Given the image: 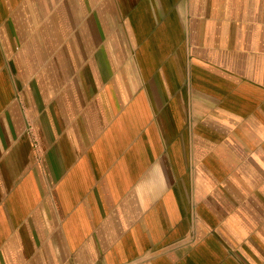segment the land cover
<instances>
[{
  "label": "crops",
  "instance_id": "obj_1",
  "mask_svg": "<svg viewBox=\"0 0 264 264\" xmlns=\"http://www.w3.org/2000/svg\"><path fill=\"white\" fill-rule=\"evenodd\" d=\"M0 264H264V0H0Z\"/></svg>",
  "mask_w": 264,
  "mask_h": 264
},
{
  "label": "clouds",
  "instance_id": "obj_2",
  "mask_svg": "<svg viewBox=\"0 0 264 264\" xmlns=\"http://www.w3.org/2000/svg\"><path fill=\"white\" fill-rule=\"evenodd\" d=\"M153 179L149 187H144L142 184L136 185V190L143 195L152 198L167 188V178L163 166L159 163L152 165Z\"/></svg>",
  "mask_w": 264,
  "mask_h": 264
}]
</instances>
